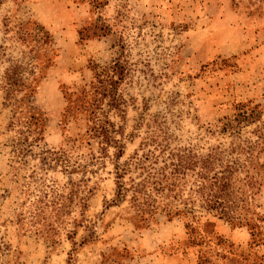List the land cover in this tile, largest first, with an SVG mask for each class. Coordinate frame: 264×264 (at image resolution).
Segmentation results:
<instances>
[{
  "label": "rangeland",
  "instance_id": "obj_1",
  "mask_svg": "<svg viewBox=\"0 0 264 264\" xmlns=\"http://www.w3.org/2000/svg\"><path fill=\"white\" fill-rule=\"evenodd\" d=\"M5 19L10 27L44 26L57 56L49 55L54 62L31 82L28 98L5 101L0 90V264H264V187L248 215L254 238L247 227L212 219L221 243L204 233L209 244L197 246L183 219L158 214L138 224L127 202L110 206L111 160L96 159V144L87 145L84 116L64 118L65 94L87 84L93 66L110 64L125 44L135 71L125 87L124 127L132 137L122 162L151 130L166 132L171 148L228 144L232 129L220 128L238 104L262 112L240 130L248 135L264 122V0H3L0 46L20 57L24 46L5 34ZM99 20L111 33L82 42V28ZM5 66L1 58L0 75ZM13 112L46 118L32 157L14 151L20 127L10 126Z\"/></svg>",
  "mask_w": 264,
  "mask_h": 264
},
{
  "label": "trees",
  "instance_id": "obj_2",
  "mask_svg": "<svg viewBox=\"0 0 264 264\" xmlns=\"http://www.w3.org/2000/svg\"><path fill=\"white\" fill-rule=\"evenodd\" d=\"M2 3L0 0V7ZM93 4L96 10L102 6V3ZM4 28L5 34H15L14 38L25 50L20 57L8 56L0 46V59L6 60L0 75V90L5 94V101H15L20 95L28 98L34 93L31 82L54 62L49 55L57 56L52 48L53 37L36 21L10 27L5 19ZM111 31L110 25L99 20L82 28L79 35L84 42L104 38ZM119 48V54L110 64L93 66L92 78L87 84L65 94L64 118L84 116L87 145L96 144V159L111 160L116 193L110 206L127 202L138 224H146L158 214L183 219L186 230L197 234L192 240L197 246L209 244L204 233L221 243L212 219L234 228L247 227L254 238V225L248 215L252 213L256 195L264 187V122L246 136L240 130L244 125L256 124L262 114L260 106L238 104L233 117L220 128L221 133L232 129L233 139L228 144H218L204 152L187 147L171 148L166 132L151 130L139 150L122 162L126 150L124 141L132 137L125 134L124 127L130 101L125 87L130 84L135 63L129 61L125 44ZM10 126L20 127L16 132L15 153L19 158L32 157V147L44 136L46 118L39 114L24 117L13 112ZM112 149L111 158L108 154ZM46 154L57 155L51 151ZM38 158L44 167H51L47 158ZM68 166L66 161L60 167ZM25 187L28 190L29 183Z\"/></svg>",
  "mask_w": 264,
  "mask_h": 264
},
{
  "label": "crops",
  "instance_id": "obj_3",
  "mask_svg": "<svg viewBox=\"0 0 264 264\" xmlns=\"http://www.w3.org/2000/svg\"><path fill=\"white\" fill-rule=\"evenodd\" d=\"M261 247V246H260ZM260 247H257V248H260Z\"/></svg>",
  "mask_w": 264,
  "mask_h": 264
}]
</instances>
